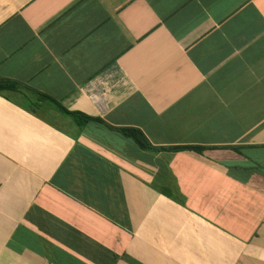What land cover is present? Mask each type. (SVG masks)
<instances>
[{
	"label": "crops",
	"instance_id": "obj_1",
	"mask_svg": "<svg viewBox=\"0 0 264 264\" xmlns=\"http://www.w3.org/2000/svg\"><path fill=\"white\" fill-rule=\"evenodd\" d=\"M0 79V264H264V0H0Z\"/></svg>",
	"mask_w": 264,
	"mask_h": 264
},
{
	"label": "trees",
	"instance_id": "obj_2",
	"mask_svg": "<svg viewBox=\"0 0 264 264\" xmlns=\"http://www.w3.org/2000/svg\"><path fill=\"white\" fill-rule=\"evenodd\" d=\"M18 88V83L16 81H12L10 79H0V94L5 93V92H9V91H14ZM88 121V119H87ZM120 131L125 134L128 137H131L132 139H134L137 144L146 150H155V151H160V150H166V149H197V150H202V147H196V146H183V147H155L153 146L148 139L146 138V136L144 135V133L142 131H140L139 129H134V128H121Z\"/></svg>",
	"mask_w": 264,
	"mask_h": 264
}]
</instances>
